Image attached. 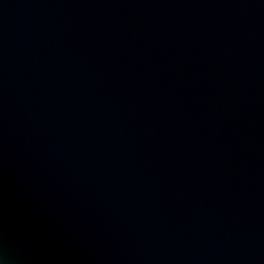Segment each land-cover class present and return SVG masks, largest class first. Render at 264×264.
I'll return each instance as SVG.
<instances>
[{
  "label": "water",
  "instance_id": "water-1",
  "mask_svg": "<svg viewBox=\"0 0 264 264\" xmlns=\"http://www.w3.org/2000/svg\"><path fill=\"white\" fill-rule=\"evenodd\" d=\"M0 264H264V0H0Z\"/></svg>",
  "mask_w": 264,
  "mask_h": 264
}]
</instances>
